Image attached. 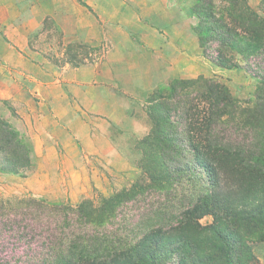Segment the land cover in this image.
I'll list each match as a JSON object with an SVG mask.
<instances>
[{"label": "trees", "instance_id": "1", "mask_svg": "<svg viewBox=\"0 0 264 264\" xmlns=\"http://www.w3.org/2000/svg\"><path fill=\"white\" fill-rule=\"evenodd\" d=\"M197 1L203 56L225 68L234 67L229 52L242 57L257 81L253 101L239 107L203 77L173 82L167 99L151 100L144 180L77 205L0 200V264L256 262L253 245L264 243V0L263 16L240 0H218V10L216 0ZM0 155V172L29 167V150L2 120ZM205 215L212 223L203 226Z\"/></svg>", "mask_w": 264, "mask_h": 264}, {"label": "rangeland", "instance_id": "2", "mask_svg": "<svg viewBox=\"0 0 264 264\" xmlns=\"http://www.w3.org/2000/svg\"><path fill=\"white\" fill-rule=\"evenodd\" d=\"M261 1L240 0L239 6L263 16ZM215 3L218 10L220 2ZM13 4L59 6L47 10L29 34L26 51L41 71L59 74L60 88L52 91V107L40 109L39 95L29 99L26 119L0 99L9 114L0 120L30 156L29 167L18 173L0 172V200L35 197L77 205L144 180L140 142L154 128L151 100L167 99L175 81L215 80L239 107L253 101L257 81L244 70L242 57L229 52L234 67L225 68L203 56L195 33L197 0H0V54ZM22 152L16 153L19 164ZM1 162L7 160L0 155ZM199 222L209 225L212 217ZM252 252L253 264H264V243H255Z\"/></svg>", "mask_w": 264, "mask_h": 264}, {"label": "crops", "instance_id": "3", "mask_svg": "<svg viewBox=\"0 0 264 264\" xmlns=\"http://www.w3.org/2000/svg\"><path fill=\"white\" fill-rule=\"evenodd\" d=\"M52 6L57 11L60 10L59 6L49 4L47 10L51 13ZM12 7L11 14L5 13L7 15V38L3 43V53L0 54V99L9 101L8 103L18 117L26 119L27 105L30 108L29 99L34 102L33 96H40L38 103L40 109L45 105L52 107L56 103L54 100L55 92L52 93V91L60 88V76L56 74L55 70L51 72L52 74L41 71L39 66L31 62L26 51L29 34L39 27L42 18L46 15L45 13L50 12L39 9L37 6L27 8L24 4H13ZM10 67H14V70ZM31 108L32 111H36L34 105ZM7 112V109L3 108L0 102V117L7 119L9 116ZM49 149L47 148L45 151H49ZM40 153L42 154V150Z\"/></svg>", "mask_w": 264, "mask_h": 264}]
</instances>
